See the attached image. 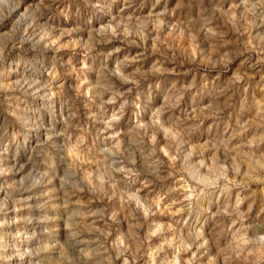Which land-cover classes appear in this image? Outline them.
Here are the masks:
<instances>
[{
  "label": "rangeland",
  "instance_id": "rangeland-1",
  "mask_svg": "<svg viewBox=\"0 0 264 264\" xmlns=\"http://www.w3.org/2000/svg\"><path fill=\"white\" fill-rule=\"evenodd\" d=\"M0 264H264V0H0Z\"/></svg>",
  "mask_w": 264,
  "mask_h": 264
}]
</instances>
